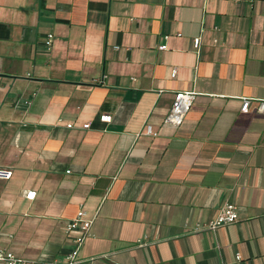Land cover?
<instances>
[{
	"label": "crops",
	"instance_id": "0c3cea01",
	"mask_svg": "<svg viewBox=\"0 0 264 264\" xmlns=\"http://www.w3.org/2000/svg\"><path fill=\"white\" fill-rule=\"evenodd\" d=\"M261 100L264 0H0V248L61 264L83 209L78 264H264Z\"/></svg>",
	"mask_w": 264,
	"mask_h": 264
},
{
	"label": "built area",
	"instance_id": "2783aa9c",
	"mask_svg": "<svg viewBox=\"0 0 264 264\" xmlns=\"http://www.w3.org/2000/svg\"><path fill=\"white\" fill-rule=\"evenodd\" d=\"M53 42V34L48 33L45 37L44 44L47 48H50ZM200 47V38H193V48L198 51ZM160 50L167 48L166 44H162L158 47ZM176 74V69L172 68L171 77ZM196 93L192 90H180L176 91L172 104L165 115L164 121L171 126H179L183 119L185 118L190 106L195 99ZM249 105V100L244 99L241 105L242 111H247ZM259 110L264 112V100L259 102ZM99 120L102 122H110L111 115L103 113L99 115ZM89 123H84L82 128H88ZM67 128L73 127L72 123L66 124ZM144 134L149 136H156L158 132L153 129L151 124H146L144 129ZM11 172L8 171L5 174H0L1 178H9ZM35 190H26L24 196L27 199H33L35 197ZM238 220V214L236 205L232 202H226L219 210L217 215L209 220L208 222L197 225L195 230H212L215 231L217 228L232 224ZM93 223V218L86 217V212L83 209L77 210L75 215L69 219L65 226V230L71 235V248L65 255V260L61 264H78L82 260L79 258V250L87 237L91 235V226ZM239 259V255L236 256ZM96 257H91L85 260H93ZM0 264H38L37 261L22 258L16 256L13 252L0 248Z\"/></svg>",
	"mask_w": 264,
	"mask_h": 264
}]
</instances>
